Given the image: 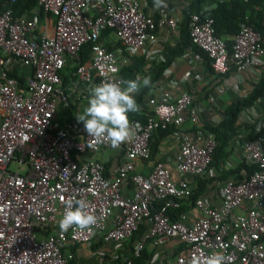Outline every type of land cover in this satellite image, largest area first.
Segmentation results:
<instances>
[{
  "label": "built area",
  "instance_id": "2783aa9c",
  "mask_svg": "<svg viewBox=\"0 0 264 264\" xmlns=\"http://www.w3.org/2000/svg\"><path fill=\"white\" fill-rule=\"evenodd\" d=\"M38 4L53 18L51 35L39 28L38 18H13L11 10L0 11V52L29 69L19 86L8 76L0 56V264H68L73 258L63 252L68 244L90 246L98 234L103 242H124L144 222L149 229L133 247L134 258L148 241L162 245L176 239L184 248L171 264H192L196 259L205 264L214 252L229 257L226 264H264V151L259 139L241 145L247 163L256 170L242 182L223 183L219 207L197 198L199 216L186 224L183 213L171 220L169 210L190 196L188 183L174 182L161 162L154 163L148 175L138 174L135 162L150 159L154 130L172 127L178 174H214L210 167L214 136L198 126L190 95L163 90L156 97L147 96V121L131 122L133 138L115 148L122 156L110 175L101 162L86 156L114 148L88 137L78 121L57 118L59 110L90 98L94 86L121 80L119 69L127 57L103 47L99 42L103 30H111L133 55L155 40L158 28L176 29L177 20L155 21L145 13L143 0H39ZM187 26L192 44L207 54L215 74L225 75L230 68L238 73L264 70V35L249 25L232 37L230 54L214 35L212 19L191 14ZM87 43H92L90 59L81 64L80 50ZM68 65L74 71L64 84L62 71ZM186 122L191 123L190 130L181 129ZM127 180L134 187L130 197L121 193ZM79 199L89 205L97 225L90 231L72 227L62 232L58 221L69 202L75 206ZM121 262L132 264L129 259Z\"/></svg>",
  "mask_w": 264,
  "mask_h": 264
},
{
  "label": "crops",
  "instance_id": "0c3cea01",
  "mask_svg": "<svg viewBox=\"0 0 264 264\" xmlns=\"http://www.w3.org/2000/svg\"><path fill=\"white\" fill-rule=\"evenodd\" d=\"M190 1L163 0L164 6L156 8L154 0H143V9L148 16L153 19L161 17L175 19L177 20V27L173 30L167 26L158 28L155 40L147 42L138 51V54L147 62L144 72L146 77L152 78L153 73L160 65L168 63L160 78H157L153 83V88L147 96L156 97L163 90L169 91L174 96L180 93H187L191 97L192 107L197 112L198 126L205 128L218 125L224 118L227 106L238 99L247 97L259 81L261 70L247 69L239 73L233 70L228 73L227 77H220L212 74V71L204 63L203 58L193 48H186L178 56H173L172 52L181 40V29L185 25L182 20V10ZM3 7H7V5L5 4ZM23 18H38L39 28L43 27L48 35L52 34L53 18L44 14L43 19H40L37 11L26 13ZM112 36L113 34L111 33L108 41L115 42L116 39ZM0 56L4 59L3 67L7 74L10 73L14 75L16 80L22 79L25 82L29 69L21 65L19 61L3 55L2 52H0ZM186 73H189L190 76L186 77ZM196 76L198 77L196 78ZM147 96L143 98L140 110L147 109L149 111ZM88 100L89 98L74 105V109L72 108L71 110L72 119H76L77 113L83 112L84 108L88 106ZM57 118L62 122L65 120L60 111L57 114ZM240 122H250L255 125L257 138L264 151V97L259 98L251 108L241 113L238 123ZM191 128L190 122L184 123L181 127L183 130H190ZM241 145L237 140L233 141V144H230L226 150L229 154L217 168L211 167L214 170V174L204 175L205 179H218L223 172L234 171L245 158ZM177 153V141L171 134L165 135L159 139L156 152L151 155L150 159L135 162V172L141 175H148L153 168V164L161 162L169 170L171 179L174 182L183 180L193 188L196 184L195 178L191 175L180 176L176 171L175 156ZM121 156L120 150L106 149L90 153L86 157L101 162L105 167V174L110 175L115 172ZM241 175L245 176L244 172ZM229 177L236 178L237 176L229 174ZM222 185V181H213L206 186L200 197L206 200L209 206L219 207V189ZM133 192L134 187L132 184L128 180L125 181L121 192L122 195L130 197ZM186 206L188 209L183 213L185 215V223L191 224L199 216V212L195 206L188 204ZM261 217L264 219V207L261 210ZM111 223L109 221L107 224L108 228H111ZM141 226V231L138 233L134 243H131L130 239L120 243L103 242L102 236L98 234L94 237L90 246L68 244L63 252L64 254L73 255V264H120L122 263L121 260L130 254V247H134L140 236L148 232V223L144 222ZM181 245L182 243L176 239L166 240L162 245H154L152 241H148L144 248L150 259L145 264H171L176 254L181 251H178ZM117 259L119 260L118 262L116 261Z\"/></svg>",
  "mask_w": 264,
  "mask_h": 264
},
{
  "label": "trees",
  "instance_id": "16d2710c",
  "mask_svg": "<svg viewBox=\"0 0 264 264\" xmlns=\"http://www.w3.org/2000/svg\"><path fill=\"white\" fill-rule=\"evenodd\" d=\"M38 2L39 0H16L15 3L11 4L9 0H0V11H4L7 9L11 10L13 18H23L26 13L37 11L38 17L40 19H43L44 13ZM5 4L7 5V7H3V5ZM254 9H258V11L256 12L254 11ZM191 14H199L203 19L210 18L213 20L214 35L221 38L225 42L228 54H230L232 51L233 41L231 38L239 32L241 26L249 25L255 31L259 32L261 35H264V0H191L182 10V20L184 21L185 25H183V28L181 29V40L177 44L175 50L172 52V55L178 56L181 52H183L184 49L189 47L193 48V50L203 58L204 63L212 71V74L215 73L211 69V61L208 58L207 54L196 48L191 42L189 29L187 26L189 16ZM154 20L156 21L157 18H155ZM111 33L112 31L109 29L103 30L100 33L99 42L103 43L102 45L107 51L113 53L121 51L124 57H127V62H125L119 69L118 77L121 80L135 79L137 76L146 77L144 74L147 63L145 59L142 56H139L138 52L134 53L133 55L129 54V52H127L124 47L121 46L119 41H108ZM91 45L92 43H87L81 47L79 60L81 64L90 59ZM167 65L168 63L165 65H160L155 70V72L153 73V77L151 78V87H142L137 93L135 99L139 106L143 101V98H145V96H147V94L153 88V83L155 82V80L157 78H160L162 72L164 71V68ZM233 70L235 71L234 68H230L229 72ZM73 71L74 67L72 68L70 65H68L62 71V75L64 76V84L72 78ZM228 73H226L225 75H215L220 77H227ZM8 76L14 77V75L10 73H8ZM17 80L19 82V86H22L24 84L22 79ZM263 97L264 70L261 71L259 81L252 89V91L247 95V97L238 99L227 106L224 112V118L219 122L218 125L203 128L205 132L211 133L214 136V141L216 143L210 167L217 168L218 165L223 162L227 154H229V152L227 153L226 151L227 147L230 144H233V141L237 140L241 145L244 142L258 139L254 124L250 122H238L241 113L251 108L259 98ZM72 108L74 109V106H70L63 111L59 110L60 114H62V116L65 118L64 121H77L76 119L71 118ZM149 114L150 113L147 109H141L136 113H130L129 119L131 122L134 121L140 124H144L147 121V117L149 116ZM171 131L172 127H169L166 130L157 129L152 132L151 138L149 140L151 155L156 152L159 139L165 135L171 134ZM72 158L76 159L73 154ZM255 170V166L249 165L245 157L242 163H240L234 171H230L229 173L223 172L222 176L218 177V179H205L204 176L194 177L196 180V184L193 188L190 187V196L186 199L179 200V207L177 209L169 210L171 220H177L179 218V215H181L185 210L188 209V207L186 206L187 204L190 206H194L196 199L201 196L206 186L208 184H211L213 181H222L223 183H225L229 180H235L236 182H242ZM242 172H244L246 176L241 175ZM229 174H233L237 177L230 178ZM141 228L142 226L140 225L137 232L133 234L130 239V241H132L131 243L135 242V239L138 233L141 231ZM183 248L184 245L182 244L178 251L182 250ZM132 252L133 246L130 247V254L125 258L131 260L132 264H145L150 259L145 248L140 253V256L138 258H134L132 256ZM116 261L118 262L119 260L117 259ZM68 264H73L72 259L68 261Z\"/></svg>",
  "mask_w": 264,
  "mask_h": 264
},
{
  "label": "clouds",
  "instance_id": "9594fccd",
  "mask_svg": "<svg viewBox=\"0 0 264 264\" xmlns=\"http://www.w3.org/2000/svg\"><path fill=\"white\" fill-rule=\"evenodd\" d=\"M154 3L156 8L164 6L163 0H154ZM142 87H151L150 77L102 82L91 89L88 106L76 114V120L83 123L88 137L99 143L107 142L114 149L119 148L133 138L129 114L140 110L135 95ZM74 203L75 206L69 202L58 221L59 229L65 233L72 227L90 231L97 225V217L88 211L89 205L83 199ZM228 259L223 252H214L207 257L205 264H226ZM192 264H200L199 259L193 260Z\"/></svg>",
  "mask_w": 264,
  "mask_h": 264
},
{
  "label": "rangeland",
  "instance_id": "374dc122",
  "mask_svg": "<svg viewBox=\"0 0 264 264\" xmlns=\"http://www.w3.org/2000/svg\"><path fill=\"white\" fill-rule=\"evenodd\" d=\"M112 37H114V36H112ZM114 38H115V37H114ZM16 168H17L16 165H12V166H11V170H12V171H15Z\"/></svg>",
  "mask_w": 264,
  "mask_h": 264
}]
</instances>
